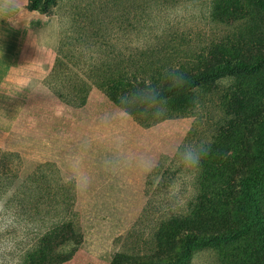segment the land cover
Wrapping results in <instances>:
<instances>
[{
  "label": "rangeland",
  "instance_id": "1",
  "mask_svg": "<svg viewBox=\"0 0 264 264\" xmlns=\"http://www.w3.org/2000/svg\"><path fill=\"white\" fill-rule=\"evenodd\" d=\"M27 2L0 0L12 60L0 77V147L24 158L23 174L38 167L47 190L70 191L71 206L37 220L0 213V264L41 252L42 264H264V63L176 91L159 116L98 87L68 105L44 81L61 40L73 60L103 56L89 44L127 48L124 57L163 46L170 57L153 61L184 77L221 56L253 64L264 56V0H52L47 13ZM190 141L208 146L195 172L174 157ZM63 223L77 236L64 241Z\"/></svg>",
  "mask_w": 264,
  "mask_h": 264
},
{
  "label": "trees",
  "instance_id": "2",
  "mask_svg": "<svg viewBox=\"0 0 264 264\" xmlns=\"http://www.w3.org/2000/svg\"><path fill=\"white\" fill-rule=\"evenodd\" d=\"M51 2L52 0H28L26 7L29 10L47 13ZM90 45L85 48V52L101 49L102 45V50L105 52L103 56L73 60L63 54L65 41L61 40L51 70L44 79L53 93L68 105H83L93 87L100 88L112 99L120 98L136 89L158 87L160 94L166 98L178 90L199 87L206 81L214 82L223 72L232 71L236 68L249 69L259 63H264V56H256L253 64L241 58H236L235 63H233L229 58L221 56V60L216 64L185 76L182 86L170 87L165 79L169 67L166 70L165 66L159 69L160 67L156 64V61L159 60L158 57L163 59L170 57L168 48L148 46L140 49L141 52L135 55L129 52L124 57L122 50L125 52L127 48L114 50L115 45H111V49L109 48L110 44H97L95 48L90 47ZM106 47L108 48L105 49ZM81 48L82 46H77V50ZM66 50L72 54V46L71 49L67 46ZM114 52H117L116 55L118 56L105 55ZM165 55L166 57H164ZM76 68L85 69V72L76 73L74 71ZM86 70H89V72L87 73ZM146 79L148 80L146 81ZM136 110L138 109L133 108L130 112ZM261 126L264 128V114L261 118ZM263 138L264 135H260L255 138V142L261 143ZM23 162L24 158L18 152L8 151L0 147V202L2 204L0 213L3 214L5 211H9L14 215V218L19 220H26L29 217L28 215L32 214V218L37 220L42 219V215L58 212L56 207L61 206L66 210L67 207L70 208V191L53 187L47 190L40 183L39 168L36 167L33 172L23 174ZM65 197L67 201L62 202L61 199ZM46 199H49V201H46ZM58 200L61 203L57 205ZM173 222H176V220ZM176 226L177 224L172 227L174 237L171 244H175L177 239ZM64 227L67 228V236L64 237V241L71 235L72 237L77 236V231L69 223L67 225L63 223V229ZM190 236L193 237V235ZM40 256L35 258L33 254H30L28 264H42L43 252ZM64 257L65 255L62 256V258Z\"/></svg>",
  "mask_w": 264,
  "mask_h": 264
},
{
  "label": "clouds",
  "instance_id": "3",
  "mask_svg": "<svg viewBox=\"0 0 264 264\" xmlns=\"http://www.w3.org/2000/svg\"><path fill=\"white\" fill-rule=\"evenodd\" d=\"M165 79L170 87H180L184 84L183 73L179 68L171 69ZM223 81H230L232 78L225 76L221 78ZM120 103L126 109L135 108L144 111H151L154 115L162 114L166 101L160 94L159 88L136 89L120 98ZM208 146L205 142L190 141L182 142L174 150V157L179 166L185 171L195 172L206 156Z\"/></svg>",
  "mask_w": 264,
  "mask_h": 264
},
{
  "label": "crops",
  "instance_id": "4",
  "mask_svg": "<svg viewBox=\"0 0 264 264\" xmlns=\"http://www.w3.org/2000/svg\"><path fill=\"white\" fill-rule=\"evenodd\" d=\"M6 34L3 31L2 37L0 36V40L2 41V44L0 43V45L3 47V51L0 54V77H6V76H10L7 74V72L10 70V63L12 62L10 56H9V49H8V39L6 38V36L4 35ZM0 46V48H2ZM1 50V49H0ZM28 71H30V67L28 66ZM108 118V117H107ZM107 118H103V119H99L101 121H105ZM25 121V120H23ZM87 121H95L93 118L88 119Z\"/></svg>",
  "mask_w": 264,
  "mask_h": 264
}]
</instances>
